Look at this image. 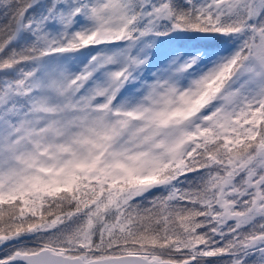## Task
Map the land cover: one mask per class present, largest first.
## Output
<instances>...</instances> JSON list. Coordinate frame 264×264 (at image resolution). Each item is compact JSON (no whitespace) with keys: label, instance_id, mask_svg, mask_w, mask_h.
<instances>
[{"label":"snow or ice","instance_id":"snow-or-ice-1","mask_svg":"<svg viewBox=\"0 0 264 264\" xmlns=\"http://www.w3.org/2000/svg\"><path fill=\"white\" fill-rule=\"evenodd\" d=\"M0 264H264V0H0Z\"/></svg>","mask_w":264,"mask_h":264}]
</instances>
